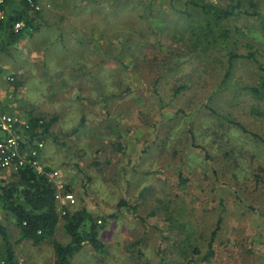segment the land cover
I'll return each mask as SVG.
<instances>
[{"label": "rangeland", "instance_id": "374dc122", "mask_svg": "<svg viewBox=\"0 0 264 264\" xmlns=\"http://www.w3.org/2000/svg\"><path fill=\"white\" fill-rule=\"evenodd\" d=\"M157 1L52 0L38 32L0 48V82L14 88L6 76L19 73L21 83L6 102L25 118L52 121L41 160L59 169L75 194L69 209L86 208L101 220L116 214L99 233L105 252L85 243L73 264H132L141 254L156 259L159 248L170 264H264V143L230 122L264 138V93L255 98L248 90L261 72L239 58L219 91L224 61L201 65L189 56L202 47L197 33L219 43L226 31L238 53L264 61L261 21L241 15L210 22L198 11L182 19L177 11L186 0ZM252 1L240 6L264 14V0ZM151 10L174 15L148 23ZM212 52L221 55L219 46ZM233 87L241 93L237 102ZM123 199L137 205V215L118 208ZM0 216L17 264L55 263L51 242L16 243L14 215L0 208ZM220 217L214 256L205 260ZM56 239L70 240L64 218Z\"/></svg>", "mask_w": 264, "mask_h": 264}, {"label": "trees", "instance_id": "16d2710c", "mask_svg": "<svg viewBox=\"0 0 264 264\" xmlns=\"http://www.w3.org/2000/svg\"><path fill=\"white\" fill-rule=\"evenodd\" d=\"M128 1V0H127ZM145 3H150L148 5L152 6V1L157 0H142ZM230 4L227 7H221L215 5L207 0H186V9L177 11L180 18H186L189 20L193 19V12L198 11L208 18V21H220L225 20L230 17L249 15L255 16L260 19L262 30L264 32V14L257 10L244 9L240 5L244 0H229ZM253 3L252 0H250ZM157 4L158 1H157ZM149 10V9H148ZM152 11V12H151ZM147 15L148 23L152 22V17L154 20L160 17H172L174 15L173 11H154L151 10ZM44 11H31L29 6L23 2H16L15 0H7V11L6 18L0 20V48L6 51L12 45L18 44L25 36H32L34 32H38L44 24ZM212 17V18H210ZM207 21V23H208ZM18 22H23L24 26L18 31L15 30V25ZM166 23L169 21L166 19L162 20ZM161 24V21H160ZM161 26V25H159ZM196 33V29L194 30ZM198 37L197 46H202L200 52H196L195 55H189L191 62L199 61L201 65L210 64L212 58L216 60L220 58L219 62L223 63V75L221 78V85L218 87L219 91L225 87L224 84L227 83L232 72L236 67V61L239 58H250L258 66L261 72V77L259 84L256 86H251L248 90L253 97L257 98L262 93H264V61H261L257 53L249 51L247 54L238 53L235 49L230 46L229 39L230 35L226 31H221L219 43L217 39L203 37L201 33H197ZM211 42V43H209ZM219 46L221 49V55H215L212 52L214 47ZM225 50V51H224ZM223 51V52H222ZM14 88L18 89L20 82L14 81ZM230 87V86H229ZM184 88V85L177 87L175 89V94H179ZM233 101L238 100L239 89L233 87ZM213 111L220 114L217 108ZM264 113V112H263ZM224 119V117H223ZM31 122V129L28 133L34 139H40L45 142L47 134L52 124V121H45V119L40 116H32L29 118ZM232 125L238 127L244 132H248L253 136H256L264 143V138L260 137L257 133L249 131L244 124L239 121H230ZM190 131V138H192V129ZM47 173L53 171L45 166ZM180 175V183L184 184L187 179ZM69 191L68 186L65 188ZM56 186L53 182L49 181L48 176L44 173L40 174L36 172L31 167H26L21 169L17 173H14L10 181L0 180V208L10 212L15 217L16 226L19 229V236L16 243L22 241H31L34 245H41L42 243L48 241L54 245L55 249V263L54 264H73V257L82 250L85 243H90L92 247L97 252H105V244L99 238L100 230H102L109 217L115 218V215H109V217H104L103 220L95 217L86 208L71 211L68 205L61 206L56 199ZM74 206V205H73ZM119 209L125 208L129 209L135 215H137V205H131L128 201L124 199L119 201L117 204ZM62 209H66V214L62 215ZM64 218V231L69 236L70 240L67 243H61L56 239V231L59 226L61 219ZM142 221V217H139ZM222 217L219 218L216 229L211 234V239L208 244V251L205 253L204 258L208 260L214 256L213 243L218 230L220 229V224ZM0 237L4 241L5 254L0 256V264L5 262L6 264H17L15 259L14 243L10 238V233L7 226L0 219ZM141 241L138 240L133 244L136 248ZM140 253V251H138ZM157 258H146L142 254L141 256H136L133 258L132 264H170L166 263V256L162 248L158 249Z\"/></svg>", "mask_w": 264, "mask_h": 264}, {"label": "built area", "instance_id": "2783aa9c", "mask_svg": "<svg viewBox=\"0 0 264 264\" xmlns=\"http://www.w3.org/2000/svg\"><path fill=\"white\" fill-rule=\"evenodd\" d=\"M29 6L31 11L39 12L52 7L50 0H16ZM7 0H0V20L6 18ZM24 26L23 22L15 25L18 31ZM2 69L0 67V78ZM19 77L8 74V82H14ZM1 83V82H0ZM31 129V122L28 118L5 109L1 101V84H0V174L5 171L17 173L26 167L33 168L40 174H46L50 182L56 186V199L61 206H73L76 204L75 194L65 189L64 183L60 179V170L54 169L47 173L42 163L41 151L45 147V142L40 139H34L28 133ZM66 214V209H62V215ZM2 264H6L2 262Z\"/></svg>", "mask_w": 264, "mask_h": 264}, {"label": "crops", "instance_id": "0c3cea01", "mask_svg": "<svg viewBox=\"0 0 264 264\" xmlns=\"http://www.w3.org/2000/svg\"><path fill=\"white\" fill-rule=\"evenodd\" d=\"M16 1V0H15ZM57 1H59V2H62V0H54V2L56 3ZM17 2V1H16ZM50 2L52 3V6L54 5L53 4V2H52V0H50ZM18 3H20V2H18ZM54 7V6H53ZM50 9H52V7L50 8ZM49 9V10H50ZM44 11V10H43ZM34 52V51H33ZM33 52L30 54V56H33ZM38 53V52H37ZM37 56V58L36 59H38V57H39V53L38 54H36ZM31 59H33L32 57H31ZM2 62H4V60L3 59H1V62H0V65L2 64ZM4 64H5V62H4ZM4 66V68H6V67H8L9 66V68H11V63L9 62V64H6V65H3ZM6 66V67H5ZM2 67V66H1ZM13 67V66H12ZM3 68V67H2ZM1 84V101H2V103H3V106L5 107V109L6 110H9V109H12L13 108V106H16L15 104H9V103H7L6 102V100L8 99V97H9V93H10V91L11 92H15L16 91V89L15 88H11V87H9V86H7V84L5 83V82H2V83H0ZM11 88V89H10ZM11 94V93H10ZM11 111H13V109L11 110ZM13 112H15V111H13ZM29 119V118H28ZM45 146H46V144H45ZM45 150V147H44V149L41 151V158L44 156V151ZM13 173H11L10 171H5V172H3V173H1L0 174V180H9V179H11L12 177H13ZM0 219H1V216H0ZM2 220V219H1ZM18 235H19V233H18Z\"/></svg>", "mask_w": 264, "mask_h": 264}]
</instances>
